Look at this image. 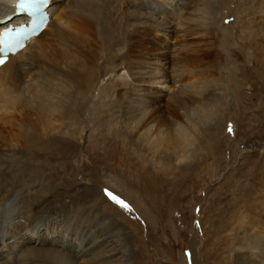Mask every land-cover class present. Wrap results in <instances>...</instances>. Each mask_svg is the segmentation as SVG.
<instances>
[{"label": "bare ground", "instance_id": "bare-ground-1", "mask_svg": "<svg viewBox=\"0 0 264 264\" xmlns=\"http://www.w3.org/2000/svg\"><path fill=\"white\" fill-rule=\"evenodd\" d=\"M18 1L0 0V32L30 20ZM41 10L48 24L0 67V264H128L126 241L113 223L97 218L83 224L82 218L96 216L93 210L83 216V211L34 207V192L16 174L37 157L41 165L66 167L65 157L74 154L73 137L82 139L79 127L91 124L100 138L103 129H112L108 145L117 147L115 135H122L127 151L136 148L140 154L136 161L142 173L146 164L154 183L155 174L167 177L156 181L157 191H164L176 173L187 171L191 159L208 154L218 132L238 125L232 117L264 122V0H49ZM231 16L235 21L223 24ZM181 33L195 48L179 53L174 46L171 56L167 43ZM31 48L37 54L27 58ZM168 53L180 72L172 74V88L164 94L161 87L170 77L160 65ZM182 62H205L211 72L185 78ZM101 75L108 76L106 83L99 82ZM250 79L258 104L241 95ZM159 82L160 88H150ZM165 97L169 103L163 111ZM10 109L28 117L13 132L1 123V113ZM247 135L246 142L258 138L253 131ZM238 193L235 218L227 214L223 225L236 251L221 262L264 264V197L249 206L246 189ZM55 238L60 239L55 243Z\"/></svg>", "mask_w": 264, "mask_h": 264}, {"label": "rangeland", "instance_id": "rangeland-1", "mask_svg": "<svg viewBox=\"0 0 264 264\" xmlns=\"http://www.w3.org/2000/svg\"><path fill=\"white\" fill-rule=\"evenodd\" d=\"M56 11L58 12L59 9ZM233 21H235V17L231 16L223 20V24L233 23ZM181 35L182 38L178 36L176 39H170L167 43L168 52L171 56H173L175 48L179 50V53L188 52L187 49L189 48H191L189 49L191 52L192 48H195V46H191L190 38H185L183 33ZM196 39L198 36L191 37V40L195 41ZM184 42H186L185 45L182 44ZM181 44L185 46V49ZM35 54H37V50L31 48L26 57L31 58ZM193 54L189 55L193 56ZM170 55L168 53L164 56L165 64L160 65V68L170 77V82L165 83L164 86L160 84L161 81L150 85V88L162 86L161 89H163L164 94L170 93L172 88L170 84L174 81L172 77H175L172 74L178 76L180 72V69L174 64L175 62H172ZM186 63H181L183 74L180 73V76L185 78H188L189 75L194 76V74L196 77H204L211 72L209 71L210 64L205 62L199 65L196 62L193 64ZM107 79V75H101L98 80L106 83ZM253 82L254 79H250V82L242 88L241 95L249 97L248 103L258 104L260 102L259 97L255 100L253 96L254 92L257 91ZM23 83L25 84V81ZM9 86L10 84L7 87ZM167 99L166 97L163 98L160 103V105L163 104V111H166L164 106L168 101ZM242 102L244 101L242 100ZM7 113H1L3 118L1 123L3 122L2 127L6 130L11 129L10 132L14 131L16 124L28 121V117L18 114L14 110L10 109ZM164 117H168L166 112ZM235 120H237L238 125L233 123ZM231 123L234 124H232L231 131L225 128L226 133L223 129L222 132H218L216 142L210 145L209 152L206 150L208 153L206 158L198 157L197 160L194 159L193 163L191 159L187 171L176 173V178L167 183L164 191H157L156 181L168 180L167 177L155 174L154 183L153 179L151 180L152 170H148L149 166L146 164L144 168L148 169L142 173L141 166L138 164L139 161H136V155L139 154L137 149L129 148L128 152L126 147L122 145V135H115L119 144L117 147L108 145L107 142L111 140L113 135L112 129H103L104 138H100V136H96L100 130L94 131L96 128H92L91 124H87L88 127H79L83 130L80 131L82 139L78 136L73 137L74 154L65 157L64 164L66 167L61 168V164L54 165V163L41 165L42 163H39L42 158L37 157L29 161L26 170L21 168L16 176L22 177L26 190L34 192L37 198L34 199V207L41 208L44 206L46 210L65 209L66 213L73 212V214L76 212L81 214L83 211V216L86 215L85 213L96 215L95 217L89 216L87 219L82 218L83 224L87 222L92 225L97 221V218L113 223L121 238L126 241L125 254L129 258L128 264H223L221 259L226 257L230 259L236 251V244L234 246L228 244L231 236L225 234L227 231L223 225L227 214H230L228 217L235 218L233 216L237 211L234 209L239 208L237 203L239 201L237 200L239 188L244 187L246 189L250 200L249 206L257 205L259 198L264 197V173L263 168L259 166L261 163L259 159L264 155V149H262L264 122L261 118L258 122L252 123L238 114L237 117L231 118ZM68 128L72 129L73 127L71 125ZM249 131L258 134V138L246 142L245 138ZM95 138L98 140L96 141ZM102 140L104 141L103 144ZM93 148L99 157H93L91 151ZM103 149H107L105 154ZM250 152H255L253 158L250 157ZM244 155L247 157L246 164L241 167V158ZM254 161L255 165L253 166ZM239 167H241V172H238ZM256 170H260L259 173ZM105 189L111 193V196L106 194ZM112 197L122 200L128 205V208L121 207L117 200L112 199ZM254 198H257V201L253 202ZM233 204L236 207L228 209L229 205ZM90 210H93V213H90ZM4 233L6 234V232ZM52 234L54 233L52 232ZM59 239L55 238V243ZM12 241L8 239L7 242L16 243V241ZM75 244L77 245V242ZM230 246L233 247V250ZM224 247H228L227 253L224 251ZM215 252L218 253L215 255ZM224 263L227 264V262ZM230 264L232 263L230 262Z\"/></svg>", "mask_w": 264, "mask_h": 264}, {"label": "snow or ice", "instance_id": "snow-or-ice-1", "mask_svg": "<svg viewBox=\"0 0 264 264\" xmlns=\"http://www.w3.org/2000/svg\"><path fill=\"white\" fill-rule=\"evenodd\" d=\"M45 3V0H25V2L21 3L19 6L21 8H28L33 13L39 11V5ZM107 195L111 196V193H108L107 189H105ZM112 199L117 200V203L121 205L123 208H128V205L124 203L122 200H118L116 197H112Z\"/></svg>", "mask_w": 264, "mask_h": 264}, {"label": "water", "instance_id": "water-1", "mask_svg": "<svg viewBox=\"0 0 264 264\" xmlns=\"http://www.w3.org/2000/svg\"><path fill=\"white\" fill-rule=\"evenodd\" d=\"M21 10H22L23 12H26V14H28L25 8H22Z\"/></svg>", "mask_w": 264, "mask_h": 264}]
</instances>
